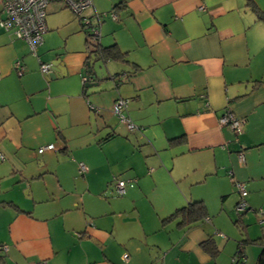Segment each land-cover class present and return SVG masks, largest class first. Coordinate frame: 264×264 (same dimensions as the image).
<instances>
[{
  "label": "crops",
  "instance_id": "1",
  "mask_svg": "<svg viewBox=\"0 0 264 264\" xmlns=\"http://www.w3.org/2000/svg\"><path fill=\"white\" fill-rule=\"evenodd\" d=\"M92 2L85 16L109 15L101 19L100 45H117L128 62L110 61L114 80L90 95L83 79L95 47L63 2L47 8L37 56L0 28V180L20 174L0 182L6 264H257L264 248V23L246 0ZM254 2L264 12V0ZM80 35L85 45L77 46ZM59 61L60 79L41 73L40 63ZM120 99L134 131L112 111ZM226 111L242 121L238 137L219 124ZM48 145L55 150L38 152ZM29 162L24 176L20 165ZM55 163L83 178L73 197L59 171L44 193L23 183L56 172ZM114 178L134 182L123 198H115ZM9 182L21 184L30 204H16L17 188L1 195ZM237 182L248 191V211L236 220L246 237L236 221L238 229L228 224L240 202ZM196 201L206 205V220L162 227ZM9 202L19 211L3 205ZM245 238L252 242L242 247ZM208 239L226 254L212 258L201 248Z\"/></svg>",
  "mask_w": 264,
  "mask_h": 264
},
{
  "label": "built area",
  "instance_id": "2",
  "mask_svg": "<svg viewBox=\"0 0 264 264\" xmlns=\"http://www.w3.org/2000/svg\"><path fill=\"white\" fill-rule=\"evenodd\" d=\"M52 2H63L74 14L83 20V25L92 32L93 41L98 44L101 40V14H95L94 18L83 17L84 13L93 7L92 0H3L2 9L0 10V28L5 32L12 33L17 39L25 41L30 49L31 54L37 56L38 48L44 42V35L47 33V8ZM112 18L116 20L113 14ZM14 69L19 75H22L25 68L21 61L14 64ZM40 71L44 75H49L52 72V65L40 63ZM87 79H83V84H86ZM127 108L126 100H118L113 106V113L124 124L128 130L134 131L136 126L126 116L124 111ZM219 124L222 127H228L235 134L239 136L242 133V121L236 117L232 112L226 111L219 119ZM55 150L54 145H48L39 149L42 154L45 151ZM1 159H4L0 155ZM243 163L245 158L243 154L239 156ZM81 172L85 171L84 164L81 163ZM116 193L118 196L126 194L127 189L134 186V182L125 181L119 178H114ZM237 190L240 194V202L236 205V212L243 214L248 211V205L245 198L248 196L246 184L242 182L236 183ZM262 214L264 212L261 211ZM261 214V215H262ZM263 223V222H261ZM7 250V246H0V251ZM129 259V255H124V261Z\"/></svg>",
  "mask_w": 264,
  "mask_h": 264
},
{
  "label": "trees",
  "instance_id": "3",
  "mask_svg": "<svg viewBox=\"0 0 264 264\" xmlns=\"http://www.w3.org/2000/svg\"><path fill=\"white\" fill-rule=\"evenodd\" d=\"M247 7L256 15L257 19L264 23V12H262L254 2V0H246ZM84 26V25H83ZM87 43L88 47H95V53L99 56L100 59L104 61H115V62H122L126 63L127 60V53L122 52L117 45H112L110 47H102L100 43L96 44L92 37V32L87 28ZM138 67V66H137ZM119 77V76H118ZM117 76L115 78H118ZM84 84V88H85ZM85 90V89H84ZM114 137L113 135H109L105 138L102 142L107 141ZM178 139H173L172 144L178 143ZM177 141V142H176ZM3 205L9 206L10 208L17 209L18 208L12 203H3ZM19 211V210H18ZM208 217L207 207L201 201L190 202L186 206L178 208L174 211L170 216L164 218L162 220V227L171 224L172 222H177V226L182 229H188L193 225L203 222ZM236 224L240 226L242 234L246 237V229L241 227L240 222L236 221ZM252 242V241H251ZM248 239H243L241 246H245L247 243H251ZM240 247L238 255H242L243 248ZM201 248L207 252L212 258H215L220 253V248L216 245L213 239H208L207 241L201 244ZM0 264H6V258L4 255L1 254L0 251ZM257 264H264V248L258 258Z\"/></svg>",
  "mask_w": 264,
  "mask_h": 264
},
{
  "label": "rangeland",
  "instance_id": "4",
  "mask_svg": "<svg viewBox=\"0 0 264 264\" xmlns=\"http://www.w3.org/2000/svg\"><path fill=\"white\" fill-rule=\"evenodd\" d=\"M68 10H70V9H68ZM70 12H72V11L70 10ZM86 12L84 13L83 17H87V16H85ZM73 15L76 16L77 18H79L76 14L73 13ZM108 17H109V15L105 14V15H103L102 18H107L108 19ZM81 22L83 24V20L82 19H81ZM100 28H102V24H101ZM75 45H77V46L78 45H81V46L85 45V35H80L79 38L75 39ZM105 84H108V82H105L101 86H103ZM100 87L89 89L88 90V94L90 95L93 91L100 92L99 91ZM111 88H114V84L113 83H112V85L110 87L106 88V90H110ZM58 164L59 163H57V164L55 163V165H54L56 172H53L51 174H44V175H42L41 178H39L37 180H34V177L33 178H29V179L27 177H24L23 183H25L27 187H31L32 189H35L36 192L44 193V191H46V188L50 186L51 182L54 183V182L57 181V179L59 177L57 172L59 171V174H61V176L63 177V180H65V182H66L65 190L67 191V188H69L70 189L69 192H72L70 194L68 192L67 196L68 197H73L76 194L74 191H77V189H79V191L82 190L81 182H83V178L80 177L79 175H77L76 177L73 176L72 175L73 170L71 168L70 169H66L65 167H63L61 165H58ZM25 166H26V168H25ZM31 168H32V164L30 162L28 164L25 163L24 165L23 164L20 165V169H22L24 176H26V174L30 173ZM19 176H20V174L17 173L15 175L9 176L8 178H6L4 180H0V182H2V184H3L6 181L10 180L11 178H15V177H19ZM8 184L10 185V188H8L7 190H3L1 195L5 194V195L14 196L15 193H16V190H14V188H17L18 197L16 199H18V200H15L16 204L17 205H23V203H29L30 204V202L26 199L27 198L26 191L24 189L20 188V186H21L20 183L9 182ZM13 184H15V185H13ZM238 196H239V194H238ZM123 197L118 196L117 194H115V198H123ZM234 210H235V212L233 213V216H232L233 219L231 221H229L228 224H230L232 227L236 228L234 226L233 222H235L238 217H240V216L243 217L245 215L237 213L236 209H234ZM238 215H240V216H238ZM228 224H227V226H228ZM255 224L257 225V222H255ZM236 229H238V228H236ZM213 230H215V228H213ZM224 235H226V234H224ZM219 248L221 249L222 255H225L226 253L223 252L224 251L223 248L222 247H219Z\"/></svg>",
  "mask_w": 264,
  "mask_h": 264
},
{
  "label": "water",
  "instance_id": "5",
  "mask_svg": "<svg viewBox=\"0 0 264 264\" xmlns=\"http://www.w3.org/2000/svg\"><path fill=\"white\" fill-rule=\"evenodd\" d=\"M110 61H104L99 58V56L93 52L91 55V61L88 62L86 71V85H85V91L92 89V88H98L105 82H111L114 80V77L110 75V71L108 68V64ZM52 65V72L49 74V78L53 81L60 79V77L57 76L56 70L61 66V61L57 62V64H51ZM62 75L63 74V71ZM64 77V76H63Z\"/></svg>",
  "mask_w": 264,
  "mask_h": 264
}]
</instances>
